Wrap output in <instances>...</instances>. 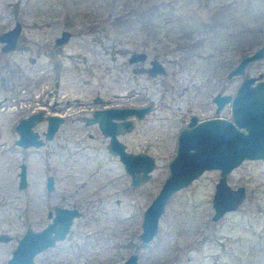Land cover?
<instances>
[{"label": "rangeland", "instance_id": "1", "mask_svg": "<svg viewBox=\"0 0 264 264\" xmlns=\"http://www.w3.org/2000/svg\"><path fill=\"white\" fill-rule=\"evenodd\" d=\"M134 1L132 7L146 11L153 0ZM171 1L172 8L154 15L159 33L152 37L118 24L125 0H0V33L16 20L22 24L13 49L3 51L0 41V99L7 98L0 105V232L11 235L0 240V264H7L27 227L39 229L49 220L47 209L55 203L76 205L84 214L33 264H122L132 252L139 264H264V159L245 158L227 175L232 187L246 190L238 209L213 219L220 172L206 169L170 197L155 236L141 242L143 211L169 171L187 104L200 112L199 97L228 84L229 68L264 44V0ZM63 29L72 35L56 44ZM140 50L147 58L138 65L157 57L166 72H133L129 56ZM259 72L264 76V56L247 65V73ZM55 79L57 98L72 103L63 105L70 119L42 145L15 144L13 125ZM97 94L117 106L155 105L122 137L129 150L154 155L147 180L132 185L123 162L107 149V137L81 116L100 104L93 100ZM34 128L43 136L45 123ZM21 162L27 165L22 188ZM49 173L54 191L46 189Z\"/></svg>", "mask_w": 264, "mask_h": 264}, {"label": "water", "instance_id": "2", "mask_svg": "<svg viewBox=\"0 0 264 264\" xmlns=\"http://www.w3.org/2000/svg\"><path fill=\"white\" fill-rule=\"evenodd\" d=\"M22 24L19 20L8 29L0 33V41L3 42L2 50L7 51L16 46ZM72 35L68 29H63L55 38L56 44L66 42ZM264 55V45L241 57L239 62L229 71L232 74L244 73L246 64ZM147 58L144 50L132 51L129 62L135 63L133 72H144L153 77L158 73H165L166 68L157 57L150 60V65H138ZM255 76H247L240 82L238 91L234 96V110L237 113V124L246 127V130L237 129L236 125L226 122H215L216 130H212L206 137L205 125L214 121L201 122L196 129L183 128L180 130L175 154L168 160V173L161 186L150 203L145 207L142 217V230L139 233L142 243L149 242L158 231L159 218L165 209L170 197L181 187L188 185L204 170L220 168V177L215 183L212 195L214 208L213 219H218L226 211L238 209L246 196L243 185L232 187L226 179L229 170L241 163L245 158H264V79L256 83ZM98 97V96H97ZM153 107V103L135 106H108L94 112L95 116L88 118L87 122L98 121L103 133L110 136L108 149L124 163L125 169L131 175V184L137 185L147 180L155 165V158L148 152L129 151L117 134L132 128L134 118L126 116L134 115L143 117ZM246 114H241L242 109ZM240 110V111H239ZM42 111H35L21 117L14 129L18 136L14 143L22 147L39 146L50 139L63 121L64 116L49 115L48 124L44 131V138L34 128L36 122L42 119ZM119 119V120H117ZM214 123V124H215ZM203 129V130H202ZM19 187L27 185L26 163H20L18 172ZM49 189L53 188V175L47 177ZM81 211L76 207L56 206L51 221L43 228L34 229L27 227L19 237L16 246L12 249L7 264H33L35 256L44 248L52 246L56 240L66 236L74 216ZM11 235L8 232H0V240H8ZM139 253L132 252L122 264H139Z\"/></svg>", "mask_w": 264, "mask_h": 264}, {"label": "flooded vegetation", "instance_id": "3", "mask_svg": "<svg viewBox=\"0 0 264 264\" xmlns=\"http://www.w3.org/2000/svg\"><path fill=\"white\" fill-rule=\"evenodd\" d=\"M54 41H55V39H54ZM1 49H2V46H1ZM53 50H54V52L52 53V56H54L58 52V47L57 48H54ZM246 54H248V53H246ZM246 54H244V55H246ZM263 56H261V57H263ZM261 57H259V58H261ZM256 59H258V58H256ZM256 59H254V60H256ZM239 60H238V62H239ZM254 60H251V61H254ZM251 61H249L246 64L245 69H244V73H241V74H232V75L229 76V74H228L229 71L238 62L236 64H234L233 66H231L229 68V70L227 71V74H226L227 79H228V84H225L223 86H220V87L215 88L214 90L211 91L212 93L210 92L211 94L208 93V95H204L203 98L199 97V103H200L201 108H202V110L200 112L193 111L191 109L192 106L189 105V103L187 104V110L183 114V117H182L184 119V121L180 124L181 126L179 127V129L177 130V133L175 135V143H176V145H177V138H178V135H179L180 130H182L183 128H194V129H196L198 126H200L199 124L201 122H203V121L211 120V121H214V123L215 122H218V123L219 122H226V123H230L229 125H236L237 129L246 130V127L244 125L240 126V125L237 124V120H236L237 113L234 110V96L236 95V93L238 91L239 84L243 80V78H245L247 76H255V80L252 82V84L253 83H256L258 80L264 79V76H263V73L262 72H259L256 75L255 74H249V73H247V65ZM58 65H59V62L58 61H54L52 63V66H54L55 68H57ZM134 66L135 65H132V68ZM239 75H243V77H242V79H241L240 82L236 83L237 80H238L237 78H238ZM59 87H60V84H59V80L58 79H55L54 82H53V85L50 86V87H48L47 89H45V87L42 86V92H40V98L37 101H32L31 102V106H28L27 107L29 109V111L21 115V117H24V116L29 115L32 112L39 111V110L42 111V116L43 117L39 121L45 123V129L42 131V135H43L42 137L43 138H44V131L46 130V127H47V124H48V116L49 115H60V116H64V119L59 124V127L58 128H60V126L63 124V122H65V121H67V120L70 119V116H69L70 113L68 112V108L67 107H63V105L64 104L70 105L72 103H71L70 99H68V98L65 100V103H63V99L61 97L60 98H57L58 95H60V93L58 92ZM6 99H7L6 97H2L0 99V105L3 104L6 101ZM93 100L100 102V104H97V105H89V107L86 108L87 109V111H86L87 113L85 115H81L82 117L84 116V119H85V122L86 123H88L87 122V119L88 118H91V117H94L95 116L94 112L97 111L98 109L106 108L108 106H117V105H112V104L104 101L103 96L100 95V94L95 95ZM35 102H38L39 104L36 105V104H34ZM149 103H151V102H149ZM176 103L177 104H175V105L178 106V104H179L178 101ZM135 105H143V104L122 105V106H135ZM34 106H37V107L36 108H32ZM154 106L155 105L153 104L152 109L155 108ZM151 110L149 112H151ZM149 112H147L143 117H145ZM241 114H243V115L246 114V109L245 108L242 109ZM21 117H19V119ZM143 117L137 118L134 115L126 116V118H128V119H133L134 118V124H133V126H132L131 129H129V130L125 131V132H122V133H118L117 134L118 138L122 142H124L125 145H126V142L122 139V137H125V134L132 132L133 128L136 127V124L138 123V121L139 120H142ZM117 120H119V119H117ZM90 123L91 124H96V127L99 129V131L102 132L98 121H93V122H90ZM214 123H211L210 122V125L207 124L204 127H201V128L204 129V130L202 129L204 132L206 131V137L209 135V133L212 130H216V128L218 127L217 124L216 123L214 124ZM13 127H14V125H13ZM57 131H58V129L56 130V132ZM56 132L54 133V135L56 134ZM103 135H105V137H107V139H108L107 144H108L109 143V140H110V136L107 135V134H105V133H103ZM46 141H47V139H45V142ZM107 144H106V146H107ZM176 145H175V152H176ZM107 149H108V147H107ZM126 149L129 150L127 148V145H126ZM142 150L148 152L146 149L136 150V151H133V152H138V151H142ZM129 151H132V150H129ZM175 152H174V154H175ZM148 153H150V152H148ZM150 154L154 157V155L152 153H150ZM115 156H118V155H115ZM255 159H264V158H255ZM155 164H156V159H155ZM238 165L234 166L231 170H229L228 173H227V175L230 172H232V170L235 167H237ZM154 167H155V165H154ZM26 168H27V165H26ZM217 169L219 170V172L221 171L220 168H217ZM49 175H53V188H51V189H49L48 183H47V177ZM151 175H152V173H151ZM151 175H150V177H151ZM227 175H226V179H227ZM55 183H56V181H55L54 174H52V173L47 174L46 175V181H45L46 189L48 191H54L56 189V184ZM56 206L76 207L77 209H79L81 211L80 215L74 216L73 219H72V222H73L74 218L79 217V216H81V215L84 214V212L82 211V209L79 208L76 205H70V206H68V205H65V204L55 203L52 208H48L47 209V216L49 217V220L43 226H41V228H43L44 226H46L51 221V219H52V217L54 215L55 207ZM72 222L70 224V227H69V230H68L67 234L70 231ZM67 234H66V236H67ZM66 236L64 238H66ZM64 238L56 240V242L52 246L46 247L42 251H45V250H48L49 248L55 247ZM42 251H40V252H42Z\"/></svg>", "mask_w": 264, "mask_h": 264}, {"label": "trees", "instance_id": "4", "mask_svg": "<svg viewBox=\"0 0 264 264\" xmlns=\"http://www.w3.org/2000/svg\"><path fill=\"white\" fill-rule=\"evenodd\" d=\"M135 1V4H137L139 0ZM131 2L132 0H125L124 7L127 9L125 10V12L119 14L120 17H118V24L120 26L124 24L126 26V30H130L131 26H134L136 30L141 31L142 33H147L148 36L152 35V37L159 33V24L154 19V15H160L162 11H164V9L173 7V5L170 4L172 2L171 0H153L150 2L149 8L144 11V9L140 10L139 8H137L136 5H133L132 7V5H130ZM137 6H139V4H137ZM135 16L137 17L135 18ZM135 19H139V22H143L142 25Z\"/></svg>", "mask_w": 264, "mask_h": 264}]
</instances>
